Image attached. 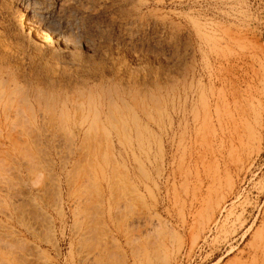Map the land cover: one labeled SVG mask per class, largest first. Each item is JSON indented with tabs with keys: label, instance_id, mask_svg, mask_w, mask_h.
Instances as JSON below:
<instances>
[{
	"label": "rangeland",
	"instance_id": "374dc122",
	"mask_svg": "<svg viewBox=\"0 0 264 264\" xmlns=\"http://www.w3.org/2000/svg\"><path fill=\"white\" fill-rule=\"evenodd\" d=\"M0 264H264V0H0Z\"/></svg>",
	"mask_w": 264,
	"mask_h": 264
},
{
	"label": "bare ground",
	"instance_id": "6f19581e",
	"mask_svg": "<svg viewBox=\"0 0 264 264\" xmlns=\"http://www.w3.org/2000/svg\"><path fill=\"white\" fill-rule=\"evenodd\" d=\"M49 18L50 15L45 16L44 13L41 12V10L38 8H32L28 15H21L25 32L29 34L32 38H34L38 43L46 46L53 45L54 42L52 39L53 33L44 30L47 22L42 23L43 21H45V19L48 20Z\"/></svg>",
	"mask_w": 264,
	"mask_h": 264
}]
</instances>
